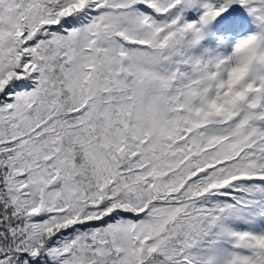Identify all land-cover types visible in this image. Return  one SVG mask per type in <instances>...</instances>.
I'll return each mask as SVG.
<instances>
[{"label": "snow or ice", "instance_id": "obj_1", "mask_svg": "<svg viewBox=\"0 0 264 264\" xmlns=\"http://www.w3.org/2000/svg\"><path fill=\"white\" fill-rule=\"evenodd\" d=\"M0 264H264V0H0Z\"/></svg>", "mask_w": 264, "mask_h": 264}, {"label": "rangeland", "instance_id": "obj_2", "mask_svg": "<svg viewBox=\"0 0 264 264\" xmlns=\"http://www.w3.org/2000/svg\"><path fill=\"white\" fill-rule=\"evenodd\" d=\"M209 34L205 36V39L193 49V53L197 56H201L204 59L216 55H226L230 49H226L222 43V37L217 29L210 27L208 29Z\"/></svg>", "mask_w": 264, "mask_h": 264}, {"label": "clouds", "instance_id": "obj_3", "mask_svg": "<svg viewBox=\"0 0 264 264\" xmlns=\"http://www.w3.org/2000/svg\"><path fill=\"white\" fill-rule=\"evenodd\" d=\"M248 45H245L241 49H234L231 53L233 60L239 63L241 71H237L233 74V82L238 83L243 76L242 69L249 66L253 53L247 50Z\"/></svg>", "mask_w": 264, "mask_h": 264}]
</instances>
